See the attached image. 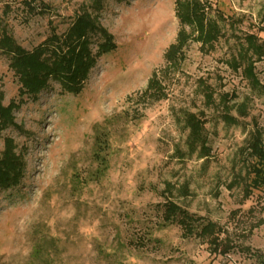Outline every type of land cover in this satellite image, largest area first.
I'll return each instance as SVG.
<instances>
[{
	"label": "rangeland",
	"instance_id": "374dc122",
	"mask_svg": "<svg viewBox=\"0 0 264 264\" xmlns=\"http://www.w3.org/2000/svg\"><path fill=\"white\" fill-rule=\"evenodd\" d=\"M189 1L0 0V35L27 51L84 12L115 46L79 94L51 81L36 99L0 54V157L11 149L20 177L0 190V264L264 260L250 148L258 134L264 151V0H194L202 31L176 16ZM169 202L192 232L163 222Z\"/></svg>",
	"mask_w": 264,
	"mask_h": 264
},
{
	"label": "trees",
	"instance_id": "16d2710c",
	"mask_svg": "<svg viewBox=\"0 0 264 264\" xmlns=\"http://www.w3.org/2000/svg\"><path fill=\"white\" fill-rule=\"evenodd\" d=\"M189 2H191V6H187L188 3H178L176 16L181 25L196 24L198 29L202 31V29L204 30L203 12L200 11L196 1L191 0ZM24 5L31 11L34 9V6L27 2H24ZM212 27L214 26L211 25L210 28ZM97 33H100L99 37L102 38V41L97 44L98 50L93 56L89 50V44L91 38L98 35ZM251 39L254 38L247 37L250 49L253 48L250 47L253 44ZM113 49L115 46L111 43V38L85 12L75 18L74 23L70 25L65 34L59 36L55 29H52L46 40L31 51L17 45L6 32H2L0 35V54L9 57V69L14 73L20 85L19 94H26L33 99H36L37 95L47 88L51 81L57 82L65 92L79 94L86 74L96 58L110 53ZM173 49L172 46L170 51ZM247 74L252 75L250 69L247 70ZM252 81L255 83L254 80ZM154 83L155 81L152 80L149 84ZM188 123L192 131L198 129L199 122L193 116L188 118ZM9 125H11L9 109L0 108V127ZM6 143H10V141ZM250 148L252 150L251 156L256 160V165L252 168L253 184L262 185L264 181V173L262 172L264 169V151L258 134L254 135ZM10 150L6 149L3 157H0V190H8L18 185L20 181L19 165ZM165 205L162 212L163 222H176L182 228L192 232L191 224L193 223L192 220L195 219L178 210L170 202ZM201 229V233H204L205 228L202 227ZM259 264H264V260L260 261Z\"/></svg>",
	"mask_w": 264,
	"mask_h": 264
}]
</instances>
